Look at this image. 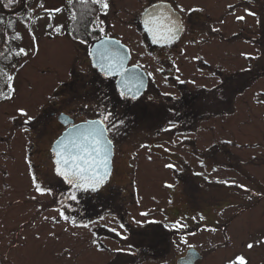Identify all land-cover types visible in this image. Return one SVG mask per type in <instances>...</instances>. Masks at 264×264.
I'll list each match as a JSON object with an SVG mask.
<instances>
[{
    "label": "flooded vegetation",
    "instance_id": "af4514ba",
    "mask_svg": "<svg viewBox=\"0 0 264 264\" xmlns=\"http://www.w3.org/2000/svg\"><path fill=\"white\" fill-rule=\"evenodd\" d=\"M102 2L108 3V0ZM157 5L166 11L170 10L178 18L179 36L171 42L158 44L148 36L149 32H153L147 30L146 21L154 16L161 22L167 20L164 13L144 16L147 10ZM124 7L121 6L122 9ZM128 10L126 12L131 20L127 21V25H121L118 21L122 23V18L118 11L112 10L109 16V10L101 8L93 15L88 27L82 28L88 34L80 38L73 35V31H80V28H76V22L72 21L75 12L68 9L64 32L56 31L58 51L63 48L67 50L65 72L52 84L51 90L36 93L35 132H29V135L22 129L21 133L15 135L5 122L1 123L0 147L5 149L0 152V242L4 251H7L5 253L17 259L15 264L30 251V245L35 247L34 244L41 237L48 243H55L54 239L59 235L55 227L67 235H71L73 227L81 229L79 237L85 245L88 231H92L91 236L96 238L98 244V238L104 231L105 205L99 199L90 201L88 195L102 188L97 191L76 188L56 174L51 146L64 131L87 121H101L113 147L110 177L116 170L119 145L126 144L128 140H131V148L155 145L157 151L164 152L162 144L173 142V136L179 133L192 136L186 144L193 149L195 137L199 133L198 124L202 119L208 122L219 118L223 129L231 125L227 100L224 101L226 107L218 114H202L198 106L200 97L195 91L197 82L217 81L210 89L211 93L217 94L233 76L234 52L237 54L235 58L244 60L245 57V62L250 65L256 62L257 66L263 60L264 0H130ZM237 17L243 19L238 20ZM240 35H245L242 37L243 42L251 47V52H248V48H245V52L240 47L236 50L232 48L231 39ZM102 39L120 41L127 48V59L124 58L126 67L138 66L146 75L147 86L138 98L124 97L117 84L119 76H105L93 66L90 50L94 43ZM81 40L85 43H80ZM125 53L122 52L121 57L117 55V62L123 59ZM238 54L243 55V58ZM249 67L238 70L236 76L252 80L264 77L263 68ZM158 81L170 88V92L164 94L156 84L152 85ZM188 85L192 87L190 91H187ZM204 91L208 92L209 89ZM236 92L244 91L238 89ZM152 104L155 105L152 107ZM248 108L245 105L240 108L246 119ZM6 116L12 117L10 114ZM105 116L108 117L106 120ZM260 118L257 129L261 137L256 144V157L262 163L252 167L257 168L253 173L258 172L260 189L256 186L257 189L245 191L247 198L254 197V200L234 203L227 208L232 212L241 209L239 214L248 212V221L257 220L264 227V111L260 113ZM248 123L246 120L244 124ZM179 129L182 132H173ZM224 142L226 145L230 143L228 140ZM36 143L45 144L51 155L47 161L45 158H49V155L44 157L45 162H49L47 166H50L47 175L39 170L36 176ZM134 148L132 151L130 149L126 159L123 158L126 169L122 176L132 173L139 162ZM225 151L228 155V150ZM215 154L210 153L209 157ZM42 165L45 166L44 163ZM37 187L42 191L38 192ZM74 193H79L80 198L72 199ZM233 214L231 221L237 215ZM40 231L46 234H40ZM145 235L140 237L149 242L144 243L142 253H154L167 244L164 235H160L156 242H153L155 237ZM108 236L118 245L114 253L136 255L134 246L129 244L126 247L124 244L130 234L124 237L113 235L117 239ZM228 243L232 251L231 260L243 257L247 264H264V234H260L255 241L235 244L230 239ZM248 244H252L253 248L249 249ZM121 246L129 249L123 251L126 248ZM190 248L195 249L186 248L179 258L184 257ZM98 264L102 263L99 261Z\"/></svg>",
    "mask_w": 264,
    "mask_h": 264
},
{
    "label": "rangeland",
    "instance_id": "374dc122",
    "mask_svg": "<svg viewBox=\"0 0 264 264\" xmlns=\"http://www.w3.org/2000/svg\"><path fill=\"white\" fill-rule=\"evenodd\" d=\"M68 2L69 0H39L33 4L28 20L21 22L17 19L16 26L12 25L10 39L15 43V56H9L13 59L0 65V136L2 122H5L15 135L21 133L22 129L29 135L33 133L36 123V93L51 90L52 84L64 74L67 50L63 48L58 51L56 43L59 40L56 31L64 32ZM129 2L130 0H108L109 16L112 10H116L120 19L122 18V23L118 22L127 25V21L131 20L127 13ZM122 5L125 10L121 8ZM25 6L26 1L22 0L20 10ZM244 36L233 37L232 48L236 50L240 47L243 52L248 48V52H251V47L243 42ZM21 49L26 54L21 53ZM261 50L264 51V41ZM235 56L237 57V54L234 52L233 76L224 84V91L217 94L210 92L217 81H198L195 90L200 97L198 106L202 114H218L226 107L224 101L227 100V109L231 111V125L227 129L221 128L223 125L220 124L219 118L208 122L202 119L198 124L199 133L192 147L194 150L186 144L192 136L179 133L173 136V142L162 144L164 152L157 151L155 145H144L138 149L133 146L139 162L132 173L126 176H122L126 169L123 158L126 159L130 149L133 150L129 142L131 140L119 145L115 173L101 190L88 193L90 201L99 199L105 205L102 225L104 231L100 239L98 238L99 244L96 243V238L91 236L92 231H88V242L85 245L79 237L81 229L73 227L71 236L55 227L59 234L54 239L55 243H48L41 237L40 241L37 240L34 244L35 247L30 245V251L19 259L18 264H98L99 261L102 264H175L189 247H195L202 257L196 264H230L233 261L228 243L230 239H233L235 244H241L244 241H255L260 234H264V227L259 221H248V212L239 214L241 209H234L233 212L237 215L231 221L234 214L227 208L234 203L254 200V197L248 199L244 193L256 186L260 189L258 172L253 173L257 168L252 167L262 163L256 157V144L261 137L257 127L261 122L260 113L264 111V77L257 80L241 79L236 73L248 66L263 68L264 71V56L257 66L256 62L252 63L253 65L245 62L243 55L238 54L244 60ZM8 76L12 77L10 82ZM9 83L12 86L11 91L8 90ZM153 84L164 94L171 90L162 82ZM191 88L188 85L187 91ZM205 89L209 91L205 92ZM238 89L244 92H236ZM176 95L178 94H173ZM244 105L249 106L248 116L245 113L247 119L240 112ZM9 114L11 119L6 116ZM246 120L248 124H244ZM171 131L168 132H182L181 129ZM224 140L230 141L229 145H226ZM122 148L126 150L122 151ZM1 149L5 148L1 146L0 152ZM225 150H228V155ZM210 153L217 155L211 158ZM48 155L47 146L36 143V176L39 170L46 175L50 171V166H47L49 162H45V159L47 161L51 155L44 159ZM73 196L80 198L79 193H74ZM154 224L164 225L176 233L170 235V231L165 232L159 226H152ZM40 234L46 233L40 231ZM107 234L118 237L130 234L129 240L124 244L126 247L129 244L134 246L136 255L114 253L113 251L118 250V245L113 243ZM143 234L155 237L153 242H156L160 235H164L167 244L154 253H142L144 243L149 242L140 237ZM2 245L0 242V264H15L17 259L9 253L6 254L7 251H4ZM109 250L112 252L109 253Z\"/></svg>",
    "mask_w": 264,
    "mask_h": 264
},
{
    "label": "water",
    "instance_id": "95a60500",
    "mask_svg": "<svg viewBox=\"0 0 264 264\" xmlns=\"http://www.w3.org/2000/svg\"><path fill=\"white\" fill-rule=\"evenodd\" d=\"M157 14V13H164L167 17L166 21H163L161 23H164L172 27V34L166 35L165 38H161L160 36H157L158 44L167 43L175 40L179 36V30L180 26H178L177 23V16L171 12L170 10H165L163 8H160L159 5L151 7L149 10H147L144 13L145 15L148 14ZM149 38L154 42V32L148 33ZM112 52H115L118 54V56L121 57L122 52H126L124 54L123 59H121L118 63H122V67L119 70V73L116 74H109L107 76H119V81L117 82L118 88L120 92L123 94L126 98L136 99L138 98L145 90L147 86V78L144 72L137 66H131L126 67V59H127V49L124 47L119 41L114 39H102L98 42H96L92 48H91V58L92 63L95 68L98 69L100 73L103 75L104 72L101 70V65L106 64V61L104 59V56H102V53H105L106 55H111ZM126 58V59H124ZM106 76V75H105ZM136 78V79H135ZM98 121V120H96ZM93 122L95 121H88L85 123L78 124L74 127L69 128L63 134L55 141V143L52 145V152L54 154V162H55V170L59 166L63 170V160L65 157L69 155V153L76 154L77 149L73 146L71 143L72 141H76L77 144H82L83 141L81 139V133H85L90 130L94 126ZM100 122V121H99ZM97 130L103 129V139L105 141H109L107 138V133L104 125L100 122L98 125H95ZM65 145H67V151H65ZM113 147L110 143L107 147V178L104 181V183L109 179L110 173H111V158L113 155ZM60 160L61 164L57 165L56 161ZM101 170H103V166L101 165ZM103 183V184H104ZM85 189V188H82ZM87 189H91L90 187ZM200 259V256L198 253L191 249L187 251L186 256L180 260H178L177 264H195L197 260Z\"/></svg>",
    "mask_w": 264,
    "mask_h": 264
},
{
    "label": "snow or ice",
    "instance_id": "6c2138e0",
    "mask_svg": "<svg viewBox=\"0 0 264 264\" xmlns=\"http://www.w3.org/2000/svg\"><path fill=\"white\" fill-rule=\"evenodd\" d=\"M92 3L99 4L103 9L108 8V4L102 2V0H92ZM249 15L254 14L249 13ZM237 19L242 20L243 17H237ZM173 26L161 23V20L155 16L151 20L146 21L147 30L154 32V42H158L157 36L165 38L166 35H171ZM80 43H85V41L81 40ZM20 52L24 53V50L21 49ZM101 55L104 56L106 61V64L101 65V70L104 74L107 76L119 73L122 63L117 62L118 54L112 52L110 56L105 53ZM7 79L10 82L12 77L8 76ZM8 90H12L11 83L8 84ZM107 118L105 116L104 119L106 120ZM99 123V121L93 122L94 126L89 131L80 134L83 141L82 144H77L76 141L71 142L77 149L76 154L69 153L63 160V170L59 166L56 169L58 176H61L67 183L72 184L76 188L87 189L90 187L92 191H97L107 178V147L111 141L103 139V129H96L95 125ZM67 150V145H65V151ZM56 163L60 165L61 161L57 160ZM101 165L103 166V170H101ZM166 167L171 168L173 166L166 165ZM37 191L41 192L42 190L37 187ZM71 198L75 199V196ZM142 215H146V213H142ZM61 216L66 219V217H63V214ZM247 247L251 249L253 245L248 244ZM230 264H247V262L243 257H236Z\"/></svg>",
    "mask_w": 264,
    "mask_h": 264
},
{
    "label": "trees",
    "instance_id": "16d2710c",
    "mask_svg": "<svg viewBox=\"0 0 264 264\" xmlns=\"http://www.w3.org/2000/svg\"><path fill=\"white\" fill-rule=\"evenodd\" d=\"M25 1V8L20 10L22 0H0V65L13 59L9 58V56H15V43L10 39L15 20L18 21L20 19L21 22L28 20L27 18L30 11L32 12L33 4L39 0ZM68 6L70 10L75 12L72 21L76 22V28H80L78 32L73 31V35L80 38L86 36L88 32L82 28L88 27L93 15L101 10V7L99 4L92 3V0H70Z\"/></svg>",
    "mask_w": 264,
    "mask_h": 264
}]
</instances>
